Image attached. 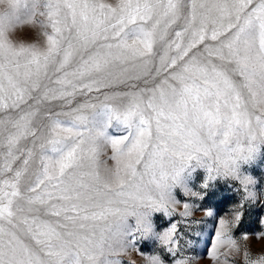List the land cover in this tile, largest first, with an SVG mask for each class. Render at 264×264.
Listing matches in <instances>:
<instances>
[{
  "label": "snow or ice",
  "instance_id": "snow-or-ice-1",
  "mask_svg": "<svg viewBox=\"0 0 264 264\" xmlns=\"http://www.w3.org/2000/svg\"><path fill=\"white\" fill-rule=\"evenodd\" d=\"M8 5L0 13V111L6 113L0 117V264H119L110 257L131 246L137 232L171 245L175 225L154 233L150 217L174 212L180 201L172 189L194 160L208 169L209 181L231 177L245 191L253 184L240 164L257 140L264 142V0ZM20 25L38 26L46 47L14 43L10 34ZM173 25L179 30L170 32ZM157 44L155 75L176 68L162 81L168 89L110 91L151 75ZM134 69L142 74L125 75ZM77 95L84 100L73 107ZM114 99L127 102L121 107ZM55 100L63 101L60 110L47 107L36 121L38 106ZM113 125L127 134L110 135ZM105 145L115 166L101 170ZM183 206L187 216L189 204ZM130 216L136 219L131 231ZM238 220L234 214L231 223ZM229 227L218 221L214 258L224 245L239 251ZM245 259L264 264L247 251ZM146 264L162 261L148 255Z\"/></svg>",
  "mask_w": 264,
  "mask_h": 264
},
{
  "label": "rangeland",
  "instance_id": "rangeland-1",
  "mask_svg": "<svg viewBox=\"0 0 264 264\" xmlns=\"http://www.w3.org/2000/svg\"><path fill=\"white\" fill-rule=\"evenodd\" d=\"M98 2L115 6L119 0H98ZM39 19L41 18L37 17V20ZM173 29L179 30L177 25H173L169 31L172 32ZM49 34H51V29H49ZM227 35H230V32L225 34V36ZM224 38L221 37V39ZM10 39L16 44L36 45L41 49L46 47V36L42 34L38 26L20 25L10 34ZM199 47L202 48L203 45ZM154 52L155 57L151 65V75L142 76L140 80L127 79L126 83L117 84L110 91H138L140 88H155L157 85H161L167 90L168 86L162 85V81L168 77L169 72H174L176 68L169 67L167 70L162 68L160 75L156 76V68L161 67L159 56L162 53L159 44L155 46ZM171 54L174 55L175 53ZM215 62L219 63V61ZM141 74L140 69H134L125 75L135 76ZM145 79L149 81L148 84L144 83ZM236 79L239 80L240 78L236 77ZM169 83L177 88L180 87L177 81L169 80ZM132 85H135V87L133 88ZM32 95L35 97L39 93L33 92ZM89 95L94 96L97 93L93 92ZM145 98H147V93ZM83 100V96L77 95L72 106L74 107ZM126 102V100L122 101L120 99L112 101L113 104L121 107ZM34 103V100H28V104ZM61 104H63L62 100H55L38 106L41 111L37 114L35 120H40L45 108L52 107L53 110L59 111ZM22 107H26V105H22ZM17 112L18 110H8V113L13 116ZM4 115L6 113L0 111V117ZM107 131L110 135L117 137L127 134L123 129L117 130L115 125L108 128ZM22 143L24 142L22 141ZM254 146L255 151L252 156L240 164L241 172L253 179V184L249 186L247 191L243 189L237 179L231 177H217L209 181L208 169L199 166L198 162L194 160L182 174L181 184L172 189V195L180 201L175 205L174 212L165 214L164 211H154L150 217L154 233L170 230L171 226L175 225L176 232L173 236V243L165 245L158 241L154 235L143 236L137 232L134 234L135 239L131 246L119 255L110 258L118 260L119 264H146L148 255L159 256L162 264H176L177 261H186L187 264H247L245 251H247L252 261H258L261 257H264V142L257 140ZM243 147L246 148L247 145L245 144ZM113 154L114 151L110 145H105L102 148L99 154L101 170L105 165L110 168L115 166V161L111 159ZM205 184H207V187L204 186ZM185 188L198 193V196L185 194ZM248 192L252 195L249 196ZM185 202L189 204L187 216L183 215ZM234 214H239V220L232 224ZM41 216L43 219L52 222L57 219L51 216L43 217L42 213ZM221 218L230 222L229 235L237 239L239 251L236 249L229 251L228 246L224 245L214 258L211 254V247L215 243L214 236L218 231V221ZM126 224L129 231L135 229V217H128ZM256 233H260L259 238L255 235ZM245 234L248 235L246 240L242 236ZM128 239L133 240V237ZM169 248L173 251L169 252Z\"/></svg>",
  "mask_w": 264,
  "mask_h": 264
},
{
  "label": "clouds",
  "instance_id": "clouds-1",
  "mask_svg": "<svg viewBox=\"0 0 264 264\" xmlns=\"http://www.w3.org/2000/svg\"><path fill=\"white\" fill-rule=\"evenodd\" d=\"M5 11H9L8 0H0V13Z\"/></svg>",
  "mask_w": 264,
  "mask_h": 264
}]
</instances>
